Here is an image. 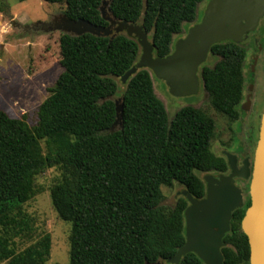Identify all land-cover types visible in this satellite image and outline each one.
Listing matches in <instances>:
<instances>
[{"label":"trees","instance_id":"obj_1","mask_svg":"<svg viewBox=\"0 0 264 264\" xmlns=\"http://www.w3.org/2000/svg\"><path fill=\"white\" fill-rule=\"evenodd\" d=\"M44 1L64 4L63 15L70 19L107 25L100 12L105 1L107 14L140 24L150 33L154 55L165 57L205 0ZM58 43L62 70L38 107L37 122L29 125L0 110V264L47 263L50 234H37L36 219L24 205L39 191L36 177L51 167L60 172L49 187L51 204L70 224L68 264L166 261L185 242L188 201L182 195L174 205L163 204L162 187L180 184L202 198L205 182L197 172L228 170L225 156L211 148L214 119L186 105L169 120L148 69L121 83L139 58L134 37L61 33ZM209 54L218 60L199 67L207 101L235 122L244 98L246 48L226 40L212 45ZM117 99L122 126L111 130ZM249 205L248 198L232 212L222 240L223 264H249L241 229ZM179 264L205 263L189 252Z\"/></svg>","mask_w":264,"mask_h":264},{"label":"water","instance_id":"obj_2","mask_svg":"<svg viewBox=\"0 0 264 264\" xmlns=\"http://www.w3.org/2000/svg\"><path fill=\"white\" fill-rule=\"evenodd\" d=\"M102 2L100 12L107 25L94 24L83 18L59 17L53 29L79 36L89 33L109 37L118 34L134 37L140 46L137 62L121 77V83L140 69H148L165 82L171 95L186 97L197 94L200 86L199 67L207 59L212 45L231 40L240 43L245 34L258 26L264 15V0H209L199 22L192 24L186 34L178 39L170 54L155 56L153 43L140 24L119 20L105 11ZM116 119L111 128L122 126V103L115 101ZM229 174L219 177L206 175L205 196L195 198L183 190L188 201L184 211L185 242L166 261L179 264L180 258L194 252L205 264H223V237L230 229L232 212L243 204L241 189L234 177L249 179L250 205L241 219V229L248 239L249 264H264V108L261 113L258 138L254 149L252 166L245 159L242 166L235 154L224 152ZM149 264V263H146ZM150 264H162L161 261Z\"/></svg>","mask_w":264,"mask_h":264},{"label":"rangeland","instance_id":"obj_3","mask_svg":"<svg viewBox=\"0 0 264 264\" xmlns=\"http://www.w3.org/2000/svg\"><path fill=\"white\" fill-rule=\"evenodd\" d=\"M209 0L197 6V20L199 22ZM64 4L45 2L44 0H0V110L10 117L22 118L29 125L37 122L38 107L49 94L48 89L62 70L59 64V36L63 33L56 30L49 23L55 22L63 15ZM184 23L182 30L187 29ZM186 31L174 36L173 43L183 37ZM150 38V33H149ZM218 57L208 54L204 64L212 66ZM244 66L245 82L249 74V62L246 58ZM254 84L255 100L251 101L248 113L240 109L237 121L229 122L226 117L218 114L208 103L207 94L202 81L197 94L186 97H175L170 94L164 81L151 73L153 89L156 96L163 103L169 120L176 111L186 105L201 107L214 119L215 130L211 141V148L217 155L223 151L239 154L244 145L249 144L251 136L255 138L258 117L264 108V72L256 69ZM121 88L123 86L119 84ZM245 95V89H244ZM246 143H242L243 141ZM254 143V142H253ZM252 143V144H253ZM204 181L209 172H197ZM60 175L56 167L47 168L36 179L38 193L24 208L36 219L37 234L48 232L51 238V249L46 264L69 263V233L70 224L58 217L54 210L49 187ZM184 186L175 184L173 187H162L163 204L174 205L178 197L182 196ZM29 243H22L21 248ZM162 264H172L161 261Z\"/></svg>","mask_w":264,"mask_h":264},{"label":"flooded vegetation","instance_id":"obj_4","mask_svg":"<svg viewBox=\"0 0 264 264\" xmlns=\"http://www.w3.org/2000/svg\"><path fill=\"white\" fill-rule=\"evenodd\" d=\"M240 43L246 48V51H247L246 58L249 62V65H248L249 68L247 70L249 71V74L246 77L248 81H246L245 83V95L241 103V109L243 111H246V113H248L251 109V101L255 100L256 98L255 93H254V87H255L254 84H255V80L257 76L256 69L259 67L260 70L264 72V15L260 18L256 29L252 32L245 34L243 37V40ZM246 62L247 61H245V64ZM261 113L258 117V126L256 129L255 138L251 136H248L245 138V140L249 138L248 141L250 145H244L241 148V152H239V154L232 153L237 156V163L239 167L242 166V162L245 159H247L249 161V165L252 166L254 149L256 146L257 138H258V130H259V122H260ZM245 140L242 143L245 144L246 143ZM224 152L225 151H223V155H224ZM229 172L230 170L228 168V170L225 172L210 171L209 175H212L214 177H219L222 174L224 175L229 174ZM234 183L238 188L241 189L242 200H243L242 206H243L249 198L248 196L249 179H243L242 177L236 176L234 177Z\"/></svg>","mask_w":264,"mask_h":264}]
</instances>
